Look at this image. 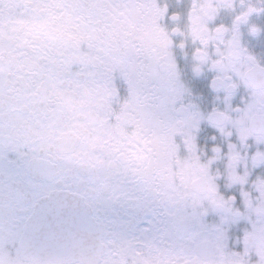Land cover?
I'll return each mask as SVG.
<instances>
[{
    "label": "flooded vegetation",
    "instance_id": "obj_1",
    "mask_svg": "<svg viewBox=\"0 0 264 264\" xmlns=\"http://www.w3.org/2000/svg\"><path fill=\"white\" fill-rule=\"evenodd\" d=\"M77 44L177 73L152 136L61 84ZM217 58L236 68L231 97L209 87ZM249 70L264 72V0H0V264H264V79Z\"/></svg>",
    "mask_w": 264,
    "mask_h": 264
},
{
    "label": "snow or ice",
    "instance_id": "obj_2",
    "mask_svg": "<svg viewBox=\"0 0 264 264\" xmlns=\"http://www.w3.org/2000/svg\"><path fill=\"white\" fill-rule=\"evenodd\" d=\"M211 69L215 71V75L210 81V89L216 94L223 90L231 97V90L236 88V84L232 82L236 74L235 66L225 63L224 58H217L211 62ZM195 71L199 77L201 66H197ZM60 76V82L66 85L67 90L89 97L98 106L102 118L111 120L114 116L117 121L138 129L145 138L152 136L155 131L153 121L157 108V91L161 87L169 89L173 104L182 95L177 73L171 67L152 65L132 54L94 44H89L87 49L79 44L73 45ZM239 76L247 84L254 78L264 79V72L249 70L240 72ZM118 78L124 87L123 90L117 87L113 95L111 86ZM248 99L247 94L243 95L239 103L233 99V107L239 111ZM187 114L193 119L197 115L190 110ZM209 114L210 119L221 115L215 107L209 109ZM178 118L175 112L169 113L170 120ZM261 143H264V136L257 138V146ZM228 195L232 200L236 199L235 193L229 192ZM216 203L221 209L225 206L223 201Z\"/></svg>",
    "mask_w": 264,
    "mask_h": 264
}]
</instances>
